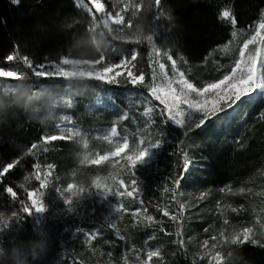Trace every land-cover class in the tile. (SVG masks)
I'll use <instances>...</instances> for the list:
<instances>
[{"label": "rangeland", "instance_id": "374dc122", "mask_svg": "<svg viewBox=\"0 0 264 264\" xmlns=\"http://www.w3.org/2000/svg\"><path fill=\"white\" fill-rule=\"evenodd\" d=\"M74 1L93 18L91 34L101 50L102 57L99 60L63 57L59 61L45 62H59V74L64 78L45 79L42 83H27V80L38 77L32 75L22 59H15L16 56L11 61L12 64L4 68L15 71L0 70V77H18L12 80L0 79V101L7 106H15L17 96L25 91L34 97L32 106L25 108L41 133V139L35 142L39 147L32 156L40 161L42 177L44 173H48V187L41 189L45 192L42 197L46 205L45 210L41 212L33 210L29 215L43 218L48 213L51 216L53 212V215L60 217L62 221L60 225L59 218L51 220L48 217L51 222L60 225V230L53 240L54 247L51 249V245L47 244L42 252L50 253L44 264H78L70 258V253L76 246L78 254L83 255L85 259L88 258L92 264H125V261L127 264H140L147 259L149 250L157 249L162 259L154 257L150 264H162L163 252L160 245L164 239H167L165 236L171 233L175 234L174 238L177 241H183L182 246L189 248L191 254L201 258L204 252H208L209 256L203 257V260L208 262L211 254L221 256V251L233 244L234 229L232 227L221 229V221L224 217L220 215L218 206L224 208L225 205L229 206L226 217L237 231L241 227L252 228L259 243H264V173L254 183L251 181L237 183L233 177L215 182L212 178V169L207 162L208 156L206 157L204 153L192 155V151H189V159H194L197 163L188 172V179L181 181L175 196L176 201L183 204L184 209L187 210L183 219L188 218V222L196 223H191L189 228H186L182 224H177V220H171V215L176 214L174 206L177 202L172 200L173 193L170 191V194L164 192V203L160 204L162 210L165 208L168 210V217L163 214L157 217L147 207L141 209L139 218L134 217L132 212L140 208V205L133 199H125L123 202L129 211L118 221V227L126 238L119 241L112 236L108 219L115 215L113 207L116 200L101 193L95 194L93 184L100 178L109 184L116 179H125L130 183V176L125 169L126 161L133 153L129 152L126 156H122L126 146L117 151L105 133L116 124L118 135L127 136L131 147H135L142 133H151L147 138L153 142L160 138L159 133H166L164 144L166 145L171 128L169 124L163 122L164 118L157 110L158 102L149 100L146 88L140 86L134 88L123 79L119 85H101L90 82V80L99 82L98 79L90 77L93 73L98 77L107 76L104 65L100 63L101 60H105V63H118L123 57L131 60L133 52L136 53V59L132 61L135 64L134 71L137 75L143 73L146 83L152 81L153 68L158 71V61L166 65V70L171 76V62L160 53L169 52L172 55V49L162 38L163 26H156L158 20H163L164 10L158 11L159 19H154L152 16L148 24H141V17L145 14L144 8H151V0H112L109 9L102 0H96V3L93 0H84V4L92 9L91 12L88 11V7ZM160 7L162 8V4ZM100 9H104V15L99 13ZM150 28H154V32H150ZM148 35L154 36L151 44L147 41H138V38ZM242 38L243 35L240 34L237 39L231 41L232 50L227 55L223 51V46L211 54L208 62L202 66L203 69L209 67L211 70L205 75V80L197 81L187 62L181 63L173 55L172 57L176 60L178 68L186 73L187 78L197 86H201L206 81L220 78L229 70L228 65L236 55L234 50L239 47ZM245 38L247 36L243 39ZM27 60L32 62L28 58ZM33 64L36 65L34 62ZM108 96L111 98L110 101L107 99ZM98 97L106 99L98 102ZM111 103L116 107L110 106ZM148 107H154V110L149 116H144L143 113ZM262 111H264V100H254L241 105L227 125H225V117L221 114L220 119H214L205 128L208 130L212 125L211 134L215 146L228 145L227 149L238 146L237 148L242 150L246 146L249 132L264 122V119L259 117ZM124 113H127V118L119 120ZM68 128L76 129L79 133L67 135L64 140L42 139L45 136H50L49 139H52L54 137L51 136H59L62 129L66 131ZM61 148L69 150L66 152L73 157L74 163L68 162L64 168L57 171L53 167L52 158L55 155L63 156L65 151H60ZM157 160L155 166L158 165ZM88 166H106V168L105 172L96 169L93 173V183L86 184L76 172L80 168L85 171ZM144 167L137 169L143 190V183L149 174L148 171L144 172ZM67 185L69 187L75 185L79 189V194L72 197L73 203L70 206L64 203L63 198L56 191L60 189L65 198L71 197V193L66 190ZM240 189L244 191L241 192ZM201 195L203 199L200 198ZM91 203L97 205L98 213L86 218L85 211ZM69 207L73 211H68ZM232 207L242 210L238 214L232 213L230 210ZM145 215L152 216L153 220L147 222L144 220ZM178 225L182 226L179 228ZM79 228L98 231L103 236L86 244L83 242V236L77 232ZM205 229L208 231L206 232ZM204 240H208V245L203 244ZM75 241L79 242L76 246ZM214 243L215 245L212 246Z\"/></svg>", "mask_w": 264, "mask_h": 264}, {"label": "trees", "instance_id": "16d2710c", "mask_svg": "<svg viewBox=\"0 0 264 264\" xmlns=\"http://www.w3.org/2000/svg\"><path fill=\"white\" fill-rule=\"evenodd\" d=\"M102 1L108 9L111 7L112 0ZM161 4L162 8L157 9L154 0H151V8H144L145 14L141 17V24H148L160 9L165 11L163 20H158L156 26H163L162 38L170 44L173 57L181 63L187 62L197 81L203 80L209 73L210 68L203 69L202 66L208 62L211 54L234 39L231 36L233 26L230 21L220 19V13L225 8L233 12L237 20L235 30L244 38L259 22L261 10L264 9V0H161ZM92 24L91 15L79 8L74 0H20L19 4L12 3V0H0V68H7L12 64L6 60L10 54L21 58L26 56L35 64L59 61L63 57L99 60L102 57L101 50L92 37ZM43 81L45 79L33 78L27 80V83ZM90 82L107 85L97 80ZM0 112V167L14 158L23 156L21 162L10 170L0 183L2 221L12 212L20 211L19 200L26 199V191L40 188L39 181L33 175L36 172L35 166L40 167V161L32 155L24 156L23 153L32 143L41 139V133L24 107L16 104L7 106ZM212 121H209L207 126ZM169 127V140L158 156V165L144 167V172L148 171L149 174L143 183L141 197L145 201L144 207L155 216L163 214L160 204L164 203L165 199L164 185L172 188L170 174L182 173L183 157L185 154L190 157L189 151H192V155L204 153L208 156L207 162L215 182L233 177L237 183H254L262 177L264 122L249 132L246 146L242 150H239L238 146L231 149H227L228 145L215 146L211 134L212 125L208 130L205 127L194 130L187 137L183 136L182 130L170 124ZM60 151H65L63 156L55 155L52 158L53 167L57 171L64 168L68 162L74 163L73 157L66 152L68 149L61 148ZM105 168L106 166H88L85 171L80 168L76 174L84 183L89 184L93 183L94 171L99 169L105 172ZM5 186H12L16 191L18 199L15 202L3 192ZM167 193L170 194V191ZM136 203L139 205L138 201ZM90 205L85 211L86 218L98 213L97 205ZM179 205L180 203H176L174 206L176 214L182 212L177 224L189 228V224L196 222H188V218L183 219L187 210H181ZM48 217L51 220L59 218L61 221V218L52 212L51 216L48 213L43 218L27 215L23 220L10 224L0 232V248L10 250L14 245L23 242L28 253L26 264H44L50 253L42 252L47 244L51 245V249L54 247L53 240L62 225V221L57 226ZM120 232L125 239L121 229ZM159 235L160 233V238ZM112 236L123 241L114 233ZM165 237L167 239L160 245L163 252L162 264H207L196 254H191L189 248L177 244L175 234L171 233ZM74 243L76 246L79 242ZM76 247L70 253L72 261L78 264H92L87 257L85 259L83 255L78 254ZM221 258L228 264H264V247L244 244L237 250L230 245L221 251Z\"/></svg>", "mask_w": 264, "mask_h": 264}, {"label": "snow or ice", "instance_id": "6c2138e0", "mask_svg": "<svg viewBox=\"0 0 264 264\" xmlns=\"http://www.w3.org/2000/svg\"><path fill=\"white\" fill-rule=\"evenodd\" d=\"M19 2L20 0H12V3L14 4H19ZM76 2L84 7H88V5L84 4V0H76ZM93 2L96 3V0H93ZM154 3L157 9H159L161 0H154ZM88 11L91 12L92 9L88 7ZM99 13L104 15V9H100ZM159 18L160 14L157 13L154 19ZM220 19L230 21L234 29L231 32V36L234 39H237L240 33L235 30L237 20L233 12L228 8H225L220 13ZM149 31L154 32V28H150ZM153 39V35H148L144 38H138V41H147L151 44ZM231 43L232 42L229 41L223 46V51L226 55L232 50L230 48ZM250 46H252V49H250ZM262 49H264V9L261 10L259 23L256 24L254 28H251V35H248L247 38L243 39L239 47L234 50L236 55L228 65L229 70L225 71L220 78L206 81L201 86H197L192 80L187 78L186 73L178 68L176 60L173 59L169 52H163L160 54L166 56L167 60L171 62V76L166 70V65L163 62L158 61V71L155 67L153 68L152 81L150 83H146L143 73L137 75L134 71L135 64L132 63V61L136 59L135 52H133L131 60L126 57L121 58L118 63H105V60H101L100 63L104 65V70L107 71V76L98 77L93 73L90 78L98 79L99 82L107 85H119L121 79H123L127 83H130L134 88L137 86L146 88L147 93L149 94V100L158 102L157 110L164 118L163 122L182 130L183 136L187 137L190 132L206 127L209 121L220 119L221 114L225 117V125H227L237 114L241 105L250 103L254 100H264V54H262ZM13 59L14 56L11 54L6 57L7 61H13ZM15 59H22L23 64L31 70L32 75L35 77L41 79L64 78L59 74V62L39 63L34 65L33 62L27 60L26 56L22 58L15 57ZM0 70L15 71L6 70L4 68H0ZM16 78L18 77H0V79L5 80ZM105 99V97H98V102L104 101ZM107 99L110 101V96H108ZM110 106L114 108L116 107L114 103H111ZM154 107L146 108L143 115L149 116V114L153 112ZM259 117L260 119H264V111L260 112ZM125 118H127V113L120 116L119 120ZM58 127L60 126L58 125ZM77 133H79V131L73 128H68L66 131L62 129L61 135L51 136L54 137L52 139H49L50 136H45L42 139L44 141L64 140L65 136ZM105 135L111 140L112 146L117 151L126 146V151L122 153V156H126L129 152L133 153L128 157L125 169L130 176V183L126 182L124 179H116L109 184L103 178H100L93 184L95 194L101 193L105 196L115 198L116 202L113 207L115 215L108 219V225L117 238L124 240L118 227V221L129 210L123 201L125 199L138 201L140 208H137L132 212V215L139 218L141 209L144 208L145 201L141 197L143 189L140 185L137 169L141 166L146 167L155 164L157 157L160 154V150L166 142L167 134L159 133L158 135L160 138L155 139L153 142L147 138L151 133H142L138 137V142L135 147L130 146V141L127 136L118 135L116 124H113L110 129L107 130ZM180 143L182 144L183 140H181ZM38 147L37 143H32L23 155H35V150H37ZM21 159H23V156L14 158L11 162L0 167V183L3 182V178L10 170L14 169L21 162ZM196 163L197 161L194 159L190 160L188 155L185 154L183 157V172L179 175L170 174L172 188L170 189L167 184H165L163 191L165 193L171 191L173 193V201H176L175 193L178 191L181 181L188 179L187 174ZM35 167L36 172L33 175L35 176V179L39 181L40 188L34 191H26V199L19 200L20 211H14L11 215L6 216V218L0 221V232H3L10 226V224L23 220L27 215L31 214L33 210L37 212L45 210L46 205L42 199L45 192L41 191V189H46L48 187V173H44L42 177L39 165H36ZM66 190L71 193V197L65 198L64 193L61 192L60 189H56L63 198L64 203L70 206L73 203L72 197L79 194V189L75 185L72 187L67 185ZM221 191H224V189H221ZM240 191L243 192L244 189H240ZM3 192L7 194L13 202L18 199L17 193L12 186H5ZM200 198L203 199V195H201ZM176 202L179 203L178 201ZM184 207L183 204L179 205L181 210H183ZM228 208L229 206L227 205H225L224 208H219L218 206L220 215L224 217L221 221V229H227L229 227L234 229L232 247L237 250L244 244L264 247V245H261L256 239V234L252 228L241 227L240 230L237 231L235 226L230 224V221L226 217V210ZM67 210L73 211L71 207ZM230 210L232 213L238 214L242 209L232 207ZM162 211L165 217L169 216V212L166 208ZM181 215L182 212L171 215V220L176 221ZM144 220L151 222L153 217L145 215ZM205 231L207 232L208 229H205ZM77 232L83 236V242L86 244H90L92 241L103 236V234L98 231H87L83 228L77 229ZM208 243V240L203 241L204 245H208ZM177 244L182 246L183 241L178 240ZM214 245L215 243L212 246ZM204 256H209V253L204 252L201 259H203ZM154 257H160L162 259L161 253L158 249L155 251L149 250L147 252V259L141 261L140 264H150ZM137 258L139 259V257ZM125 264H127V261H125ZM207 264H228V262L223 261L219 255L211 254Z\"/></svg>", "mask_w": 264, "mask_h": 264}, {"label": "clouds", "instance_id": "9594fccd", "mask_svg": "<svg viewBox=\"0 0 264 264\" xmlns=\"http://www.w3.org/2000/svg\"><path fill=\"white\" fill-rule=\"evenodd\" d=\"M33 98V95L25 91L17 96L16 103L21 107L29 108L32 106ZM6 107L7 105L0 101V109ZM27 254V248L23 242L14 245L10 250L0 248V264H26Z\"/></svg>", "mask_w": 264, "mask_h": 264}, {"label": "bare ground", "instance_id": "6f19581e", "mask_svg": "<svg viewBox=\"0 0 264 264\" xmlns=\"http://www.w3.org/2000/svg\"><path fill=\"white\" fill-rule=\"evenodd\" d=\"M143 28V27H142Z\"/></svg>", "mask_w": 264, "mask_h": 264}]
</instances>
